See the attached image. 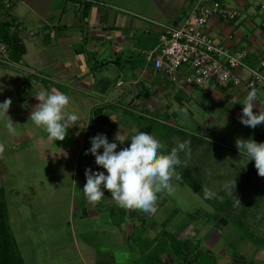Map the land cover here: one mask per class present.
Wrapping results in <instances>:
<instances>
[{
  "label": "crops",
  "instance_id": "1",
  "mask_svg": "<svg viewBox=\"0 0 264 264\" xmlns=\"http://www.w3.org/2000/svg\"><path fill=\"white\" fill-rule=\"evenodd\" d=\"M219 1L223 6L237 10L238 14L229 20L211 17L206 25V32L216 42L227 46L232 53H246L245 61L249 65H257L264 59V5L256 2V11H248L250 3L247 0H235L237 4L230 6ZM85 2L88 5L82 16L81 10ZM113 2L116 6L108 5L105 0H18L7 9L18 24V33L25 46L24 55L12 67L15 69L17 85L22 89V92H18L19 103L30 114L38 103L36 94L42 90L59 91L70 97L67 111L79 117L76 125L68 128V139L59 141L62 142L60 147L67 149L65 153L71 152L68 148H76L73 152L78 156L82 148L91 147L90 138L97 134L106 135L108 141H114L117 133L130 139L138 129L150 134L145 122L158 121L159 117L166 123L177 119V109L193 89L181 79L172 82L161 71L156 70L150 54L157 52L160 25L180 26L195 5L204 1ZM127 7L131 9L128 10ZM241 12H245L244 15ZM255 89L257 101H264V86ZM249 91L239 89L235 96L231 94V98L243 97L244 100ZM224 93L229 94L226 91ZM127 113L142 118L138 125L124 116ZM23 137L25 138L22 135L16 139ZM42 141L44 145L45 140ZM128 144L130 141H125L122 147ZM94 164L95 159L87 154L81 163V178L85 182V169L97 171ZM74 172L77 173L76 170ZM105 195H108L106 190ZM106 198L112 200L110 197ZM243 200L237 207L243 204L250 206L247 209L252 215L249 213L248 222L255 217L258 221H263L264 213L260 211H264V181L260 180L254 186L247 187ZM88 204L89 208L82 205L75 207V210L83 216L88 212L102 214L101 218L106 215L107 221L108 216H111L114 221L110 220V225L115 221L121 224L124 220L120 219L122 213L118 207H109L112 204L107 203L96 208L97 210V203ZM158 211L157 208L156 212ZM228 220L230 219L217 214L216 224H207V229L203 231V236L209 234L204 237L207 242L205 246L216 251L215 264H264V244L257 246L250 240H242L243 236L233 238L227 232L225 234L224 231L232 226ZM130 221L127 226L129 230L131 227H138L137 218ZM184 234L187 235V232H183L178 238H188ZM155 236L142 241L148 243ZM201 239L202 236L198 240ZM224 240L231 245L229 250L222 247ZM102 250L106 249L102 246ZM159 259L161 264H181L170 251L161 252Z\"/></svg>",
  "mask_w": 264,
  "mask_h": 264
},
{
  "label": "rangeland",
  "instance_id": "2",
  "mask_svg": "<svg viewBox=\"0 0 264 264\" xmlns=\"http://www.w3.org/2000/svg\"><path fill=\"white\" fill-rule=\"evenodd\" d=\"M113 1L105 0L108 5L116 6ZM124 1L128 3V0ZM222 1L227 6L237 4L235 0ZM247 1L250 3L248 11H256L254 7L256 2L264 5V0ZM241 13L244 15L245 12ZM15 74L14 68L0 64V103L6 98L11 99L8 115L16 129L13 136L9 134L6 128L7 116H0V143L5 146L3 154L0 155V187L5 191L8 222L25 264H151L152 253L149 259L133 251L129 238L132 237L135 242H138L135 240L138 238L146 240L147 237L159 234L162 229L176 238L187 232L184 237L188 238L180 240L190 244V247L198 246L202 249L201 264L212 263V259L216 258V251L205 246L207 242L204 241V237H208L209 234L203 236V231L207 229V224L212 226L216 224V215L219 213H216L213 206L177 174L172 181V194L169 195L167 191L159 194L158 212L145 214L137 210V217L134 210H130L131 215H136L137 225H141L145 219L146 227L141 228L142 230L139 227L136 229L131 227L132 236L129 235L130 230L127 227L131 222L128 216L129 209L123 208L124 220L121 224L115 221L113 225H110V220L114 221L111 216H108L107 221L106 215L104 219L101 218L102 214L88 212L83 216L78 213L75 207L90 205L83 192V185L86 182L81 178V163L86 157V150L90 147L82 148L78 156L73 152L76 148H68L73 153L69 151L65 153L67 149L60 147L62 142L50 140L42 128L35 126L26 113L28 110L19 103V93L22 89L17 85ZM205 87L207 89L192 86L188 97H185L177 109L179 115L177 119H171L166 123L159 117L158 121L148 120L145 124L148 125L146 126L150 134L155 137L166 128L179 129L183 133L200 136L203 142H198L197 149L193 151L190 148V153L187 154L179 153L181 168L184 172L192 174L195 185L202 192L204 187H207L218 194L226 181L233 178L236 181L247 170L250 160L247 162V157L238 152L235 142L237 138L253 139L255 128L240 123L243 105L239 102L233 104L231 94H228L229 96L225 94L212 80H207ZM242 98L238 99L243 101ZM124 116L136 124L141 120L132 113ZM68 134L67 131L66 136ZM22 135L25 138L16 139ZM42 139L45 140L44 145ZM67 139L68 137L65 138ZM172 139V142H176L177 136L173 135ZM160 143L166 146L164 141ZM98 151L102 153L103 149ZM92 157L95 159L93 155ZM98 168L105 171L99 166ZM75 175L78 178H75ZM262 178L264 179L256 175L248 181L250 182L248 185L254 186L255 180L264 181ZM106 197L112 198L108 192V195L102 197L100 204L97 202L95 210L107 203L114 204L113 200L110 201ZM215 204L219 206V200ZM140 215L144 217L143 220L139 218ZM237 219L245 220L247 231L252 233L255 231L254 234L258 238L264 236V220L258 221L256 217L249 222L244 218ZM228 221L232 226L224 231L225 234L227 232L233 238L243 236L245 239L242 240H246V236L236 228L237 222ZM194 236L198 239L202 236L201 241L195 240ZM246 241L248 242V239ZM233 242L235 244V241ZM102 246L106 250H102ZM163 247L166 248L167 245L159 244L154 253ZM222 247L229 250L231 245L224 240ZM210 254L213 257H210Z\"/></svg>",
  "mask_w": 264,
  "mask_h": 264
},
{
  "label": "clouds",
  "instance_id": "3",
  "mask_svg": "<svg viewBox=\"0 0 264 264\" xmlns=\"http://www.w3.org/2000/svg\"><path fill=\"white\" fill-rule=\"evenodd\" d=\"M35 98L38 103L29 114L31 121L35 126L42 128L50 140L63 141L68 128L76 125L79 119L77 114L67 111L70 97L59 91L42 90ZM256 100L255 87L247 93L243 101L233 98V104L239 102L243 105L240 123L253 129L264 124V112L253 111ZM11 103L10 98L0 103V116H7V131L14 135L16 132L14 122L8 115ZM184 111L186 112V109ZM115 141H119L121 145L125 141H130V144L117 150L118 144ZM90 143L91 147L85 154L91 153L95 157V164L105 171L85 169L86 183L83 185L85 198L95 204L102 199L107 190L118 207L150 214L157 211L159 194L165 191L169 195L172 194L175 169L181 165L179 153H190L191 142L187 140L178 142L176 147L166 151V146L151 134L138 129L130 139L117 133L114 142H109L106 135L97 134L90 138ZM235 143L238 152L247 157V162L253 161L257 174L264 177V142H256L252 138H237ZM101 148L102 153L98 151ZM4 150V144L0 143V155ZM222 189L228 195H232L236 189L235 179L226 181ZM203 192L205 199L223 200L222 196L207 187H204ZM234 203L237 206L241 205L236 195Z\"/></svg>",
  "mask_w": 264,
  "mask_h": 264
},
{
  "label": "built area",
  "instance_id": "4",
  "mask_svg": "<svg viewBox=\"0 0 264 264\" xmlns=\"http://www.w3.org/2000/svg\"><path fill=\"white\" fill-rule=\"evenodd\" d=\"M10 8L18 0H1ZM204 1V2H203ZM186 20L180 26L162 24L157 52L150 54L153 67L172 82L207 89L205 83L212 80L220 89L235 96L239 89L251 90L264 86V59L257 65L245 61L246 53H232L227 46L216 42L207 32L211 17L233 19L237 10L223 6L219 0H198ZM54 37V33H50ZM0 64L14 67L7 45L0 36ZM254 112H264V101L256 100ZM264 125V124H263Z\"/></svg>",
  "mask_w": 264,
  "mask_h": 264
},
{
  "label": "trees",
  "instance_id": "5",
  "mask_svg": "<svg viewBox=\"0 0 264 264\" xmlns=\"http://www.w3.org/2000/svg\"><path fill=\"white\" fill-rule=\"evenodd\" d=\"M84 8L81 10L82 16L85 15L87 9V2L84 3ZM8 8H5L0 0V36L2 41L7 45L9 50L10 58L14 62H19L22 56L25 53V46L19 36L18 33V24L14 22L13 18L10 16ZM246 59V57H245ZM225 91V90H223ZM137 116V115H136ZM97 118V116L95 115ZM138 119L140 116H137ZM102 121H105L104 119ZM147 125V124H146ZM162 125V124H161ZM165 125V124H164ZM148 126V125H147ZM168 130V131H166ZM166 131V132H165ZM108 132V131H107ZM109 133V132H108ZM177 136V141L172 142V136ZM153 136V135H152ZM156 138L159 142L164 141L166 144V151H170L171 148L176 147L178 142H183L185 140L190 141L191 150H195L198 148V142H203L200 136L183 133L179 129H165L164 132L160 133ZM113 139V138H112ZM253 139L256 142H264V125L260 124L255 128V134ZM115 140V139H114ZM118 144V148L122 147L119 141H115ZM97 171H101L98 169V166H95ZM175 172L178 176H180L183 181L190 186L197 194H199L206 202L213 206L216 213H219L226 218H229L230 221L233 220L236 223V228L244 235L248 240L254 243L257 246L264 244V237L258 238L254 232L247 231V226H245V220L237 219V218H249V210L246 208V204H243L241 207H237L234 203L235 195L238 197L240 203H243V196L246 188L249 187L248 181H251L253 177L257 174V171L254 167V162L249 161V166L246 171H244L239 179L236 180L238 186H236L235 191L232 192V195H228L223 191V189L218 193L219 196L223 197V200H219L220 205L217 206L215 203L218 199H205L204 193L195 185L194 178H192V174L190 172H184L181 168V165L175 169ZM255 184L260 180H255ZM258 187V185H256ZM259 188V187H258ZM111 209L114 207H118L116 204L110 205ZM121 211V218L125 217V210L121 207H118ZM137 210H134L136 213ZM139 212V211H138ZM138 217V213H136ZM136 215L133 216L130 213V209L128 211V216L130 219L136 218ZM252 215V214H251ZM141 220L144 219L142 215L139 216ZM138 218V219H139ZM120 220V221H122ZM147 221V220H146ZM139 229H145V219L144 222L138 226ZM136 227V228H138ZM135 228V229H136ZM141 229V230H142ZM131 235V230L129 231ZM133 234V233H132ZM132 236V235H131ZM130 239V246L133 251L140 253L141 255H145V257L150 259V254L152 253L153 257L150 260L151 264H161V260L159 259V254L163 251H170L172 255L179 261L181 264H201L200 253L202 249L198 248V246L190 247L187 242H183L182 240L172 236V234L168 233L166 230L162 229L159 234H157L153 240L148 243H143L141 238L135 239L138 242L133 241V238ZM168 242V243H167ZM167 245V247H163L160 251L154 250L158 248L159 244ZM140 246V247H139ZM208 251V250H207ZM209 252V251H208ZM155 257H154V254ZM210 257H213L210 254ZM212 259V258H211ZM0 264H25L23 257L21 255L20 249L18 247L17 241L12 232L11 226L8 222V208L7 202L5 200V191L3 187H0ZM215 264V259H212V263Z\"/></svg>",
  "mask_w": 264,
  "mask_h": 264
}]
</instances>
